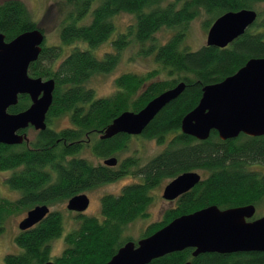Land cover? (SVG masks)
Masks as SVG:
<instances>
[{
	"label": "trees",
	"instance_id": "obj_1",
	"mask_svg": "<svg viewBox=\"0 0 264 264\" xmlns=\"http://www.w3.org/2000/svg\"><path fill=\"white\" fill-rule=\"evenodd\" d=\"M64 1L72 5V10L60 26V41H79L85 46L75 45L61 57V45L42 44L39 57L28 67L29 76L54 80L53 98L44 130L28 143H0V170L10 172L4 182L17 192L12 199L0 196V233L14 212L27 213L37 205L64 201L80 191L125 176L138 180L124 185L119 194L102 197L101 218L82 216L78 226L65 234L60 255L52 258L51 241L62 234L63 215L52 211L33 226L18 231L14 242L20 252L5 255V264H104L125 242L134 240L125 230L132 222L147 218V207L152 202L150 191L185 172L202 173L201 179L177 198L172 208L163 210L160 220L150 223L141 237L151 235L180 215L209 205L224 209L253 204L260 209L264 205V135L242 134L222 140L212 130L207 139L199 140L182 133L181 120L197 105L205 85L234 74L252 57H264V11L258 8L264 0ZM242 9L256 10L258 18L227 46L205 44L192 50L184 45L189 22L201 13L207 14L204 25L209 27L222 14ZM121 12L130 13L133 22L112 38L114 17ZM36 28L22 0L0 2V32L7 41ZM162 28L174 31L165 42H155L154 35ZM106 41H110L112 50L102 58L96 57L92 50ZM135 44L143 53L153 54L159 69L121 74L115 79L112 94L96 96L94 89L87 86L89 78L113 70L121 50ZM57 59L60 61L53 68ZM181 82L185 84L183 91L161 108L142 133L119 132L101 137L122 112L141 110ZM28 105L29 98L22 95L8 111L18 113ZM66 114L70 119L68 127L50 128L52 117ZM139 136L155 140L162 150L146 163L136 155L118 160L130 138ZM84 151L105 160L114 157L118 164L110 170L93 165L81 157ZM192 251L186 248L168 253L148 264H264V252L192 256Z\"/></svg>",
	"mask_w": 264,
	"mask_h": 264
},
{
	"label": "water",
	"instance_id": "obj_2",
	"mask_svg": "<svg viewBox=\"0 0 264 264\" xmlns=\"http://www.w3.org/2000/svg\"><path fill=\"white\" fill-rule=\"evenodd\" d=\"M257 16L253 9L222 14L210 25L206 44L227 46L242 35ZM44 39L39 29L25 31L9 41L0 32V143L21 144L25 137L18 131L29 125L37 130L46 128V113L52 103L55 82L31 77L28 73L29 65L39 57ZM184 87L183 82L178 83L150 100L141 110L122 112L101 137L119 132L139 135ZM19 94L29 95L31 103L21 112L10 113L8 108L17 103ZM212 130L222 140L236 138L241 133L252 137L264 135V57H252L234 74L205 85L197 105L181 120L182 133L199 140L207 139ZM104 162L115 165L116 158ZM199 180L197 172L182 173L165 185L162 196L172 200ZM87 205L85 195H76L67 202V208L76 211H82ZM255 209L253 204L225 209L209 205L180 215L149 236L125 242L104 264H148L155 258L186 248L193 249L192 256L264 252V215L247 220L253 217ZM48 213L46 205L33 207L18 224L19 229L33 226Z\"/></svg>",
	"mask_w": 264,
	"mask_h": 264
},
{
	"label": "rangeland",
	"instance_id": "obj_3",
	"mask_svg": "<svg viewBox=\"0 0 264 264\" xmlns=\"http://www.w3.org/2000/svg\"><path fill=\"white\" fill-rule=\"evenodd\" d=\"M3 0H0V2ZM31 16L35 21L36 25L45 37L43 45L45 46H54L61 45L62 54L61 57L69 53V50L78 45L84 47L85 45L79 41L72 44H62L59 37V30L61 24L65 21L67 14L72 10V5L64 0H22ZM258 8L263 9L264 3H261ZM206 13H201L199 17L194 18L189 22L187 35L185 37L184 45L188 46L192 50L199 49L201 46L206 44V36L209 27H205L204 21L207 19ZM258 18V16H257ZM256 18V20H257ZM133 22V16L130 13L121 12L114 17L115 31L111 37H115L118 32L125 31V28ZM173 29L162 28L157 31L154 35L155 42L163 43L165 42L170 35L173 33ZM112 50L110 41H106L96 46L92 53L98 57L102 58L106 52ZM60 60L53 62L52 67L55 68ZM159 69V66L154 61L153 54H146L142 52L141 47L138 44L129 45L121 50V53L118 54V61L113 68L108 73H97L92 75L88 82L87 86L94 89L96 96H109L115 90V79L121 74L133 72L138 74H144L152 70ZM159 74V77H163ZM50 128L54 130H61L70 125V119L68 115H61L59 117H52L50 120ZM34 131H29L28 138L29 140L33 138ZM162 150V146L157 144L155 140L148 139L143 136L132 137L128 143V147L125 152L118 155V160H124L129 156L136 155L140 159L141 163H146L150 158L155 156ZM86 153L84 151L81 155L88 159L92 164H99L102 162V159H99L96 156H86L83 155ZM87 154V153H86ZM116 165V164H115ZM115 165H108L115 167ZM10 174L8 170H0V196L3 198H15L17 192L10 189V187L4 182L5 178ZM138 178L135 176H125L119 179L116 182H113L108 185H104L100 190H93L90 195L91 202L89 207V213L91 215L100 216L99 204L97 195L101 191L118 193L120 188L125 184H130L137 181ZM170 180L166 179L162 182L161 185L156 186L150 191L152 197V202L148 205V215L147 218L138 219L132 222L127 229L125 234L133 238L135 241L139 239L143 232L146 231L148 225L154 221L160 220L162 217V211L167 209L170 203L162 197V192L164 186ZM60 211L63 212V231L62 234L58 237H55L51 241V256L60 255L65 247L64 236L70 230L76 228L78 223L70 215L69 211L66 210V201L56 202L52 207L51 211ZM25 211L14 212L5 221L4 230L0 233V264H5L4 257L10 253H19L20 248L14 242V238L19 229L18 224L25 217ZM255 215L258 217L264 215V205L260 209H256Z\"/></svg>",
	"mask_w": 264,
	"mask_h": 264
},
{
	"label": "flooded vegetation",
	"instance_id": "obj_4",
	"mask_svg": "<svg viewBox=\"0 0 264 264\" xmlns=\"http://www.w3.org/2000/svg\"><path fill=\"white\" fill-rule=\"evenodd\" d=\"M250 28H247L246 29V31H248ZM245 31V32H246ZM244 32V33H245ZM243 33V34H244ZM22 95H26L28 98H29V105H30V103H31V99H30V97H29V95H27V94H19L18 95V100H19V97L20 96H22ZM28 105V106H29ZM47 113H46V119H45V121H46V125L48 126V124H47ZM34 131V136H33V138L36 136V134H37V132H39V131H42V130H37V129H35L33 126H31V125H29L28 127H26L25 129H22V130H20V131H18V133L19 134H22V135H24V137H25V142L26 143H28L31 139H33V138H31L30 140H29V138H28V133H29V131ZM242 135V133L240 134V135H238V137L239 136H241ZM243 135H245V134H243ZM87 144H88V142H86ZM88 151H90V150H88ZM82 154V153H81ZM80 154V155H81ZM89 154V153H88ZM88 154H83V155H88ZM88 156H94L93 154H91V155H88ZM81 157L82 158H85L84 156H82L81 155ZM99 158V157H98ZM99 159H102V162H100L99 164H93V165H103V166H105V167H107L108 168V170H110L109 168H112V166H108L107 164H105V159L104 158H99ZM118 164V161L116 160V165ZM115 165V166H116ZM198 174H199V176H200V179H201V175H202V173H199V172H197ZM123 178V177H122ZM121 179V178H120ZM119 180V179H118ZM117 180V181H118ZM116 182V181H115ZM112 182H105V183H102V184H100V185H97V186H95V187H91V188H88V189H85V190H83V191H80L79 193H77L76 195H85L86 197H87V199H88V205L86 206V208L85 209H83L82 211H76V210H70V209H68L67 208V202H68V200L69 199H66L65 201H66V210H68L69 211V213H70V215L75 219V221L77 222V223H79V221H80V219H81V217L82 216H86V217H95V218H101V215L100 216H97V215H91L90 213H89V207H90V202H91V198H90V195H91V193L90 192H92L93 190H100V188H102L104 185H108V184H111ZM126 185V184H125ZM165 187V186H164ZM164 189V188H163ZM120 190H121V188H120ZM120 190H119V192H120ZM190 190V189H189ZM119 192L118 193H110V192H105V191H101L100 192V194H98L97 195V199H98V204H99V211H100V207H101V199H102V197L103 196H105V195H107V194H119ZM187 192V191H186ZM163 193V192H162ZM185 193V192H184ZM184 193H182V194H184ZM182 194H180L179 196H177L176 198H174V199H172V200H167L169 203H170V205H169V207L168 208H172L173 207V203H174V201L177 199V198H179ZM163 197V196H162ZM55 205V203L54 204H47L46 206H48V209H49V212H52L51 211V209H52V207ZM229 208V207H228ZM166 209V208H165ZM225 209V208H224ZM255 211H256V209H255ZM100 214H101V211H100ZM62 215H63V212H62ZM25 216H26V214H25ZM260 216H262V215H260ZM260 216H258V217H260ZM256 215H255V213H254V215H253V217L251 218V219H247V220H253V219H255V218H258ZM251 253L252 251H246V252H244V253ZM236 253H243V251L242 252H236Z\"/></svg>",
	"mask_w": 264,
	"mask_h": 264
}]
</instances>
